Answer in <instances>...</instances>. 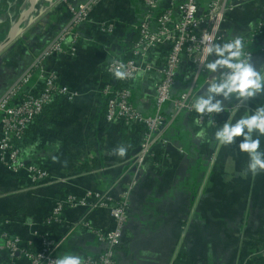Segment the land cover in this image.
Returning <instances> with one entry per match:
<instances>
[{"label":"crops","instance_id":"obj_1","mask_svg":"<svg viewBox=\"0 0 264 264\" xmlns=\"http://www.w3.org/2000/svg\"><path fill=\"white\" fill-rule=\"evenodd\" d=\"M232 1L235 8L224 24L226 36L243 37L253 53L251 63L264 72V0ZM56 3L37 0L35 12L26 20L28 41L17 40L16 50L0 52V98L69 21ZM28 8V0H0V45ZM143 12L142 0H104L80 26L77 53L47 61V68L79 97L56 101L20 145L26 163L47 171V185L33 186L26 173L9 172L0 160L2 229L24 240L35 232L65 238L59 256L99 257L104 247L85 223L112 230L115 223L109 211L66 208L59 222L48 224L47 218L57 201L68 195L81 197L94 191L118 197L132 186L129 223L116 254L119 264H264V173L243 174L249 158L239 151V139L229 147L217 148L214 134L228 120V113L220 114V125L214 129L198 126L194 115L184 114L178 127L167 131V143L158 144L138 172L131 160L140 150L144 128L106 120L101 92L115 83L106 66L113 56H131L137 40L135 26ZM107 22L115 23L114 33L101 31L100 25ZM166 55L167 48L154 49L149 61L160 68ZM208 74V79L198 75L191 61L185 60L174 96L192 86L203 95L212 76L220 75ZM157 79L156 74L140 77L132 86L138 96L136 107L145 115L154 113ZM25 90L40 93V78L34 75ZM224 103L227 108L242 103L236 108L238 119L264 106V95L248 100L233 97ZM170 108L165 107L166 116ZM121 146L127 148L123 157L115 154ZM0 264L30 263L1 249Z\"/></svg>","mask_w":264,"mask_h":264},{"label":"built area","instance_id":"obj_2","mask_svg":"<svg viewBox=\"0 0 264 264\" xmlns=\"http://www.w3.org/2000/svg\"><path fill=\"white\" fill-rule=\"evenodd\" d=\"M103 1L58 0L59 6L69 15V21L0 98V160L9 172L27 173L33 186L47 185L49 176L40 166L28 164L23 160L20 143L25 139L31 125L56 101H74L79 97V93L64 85L59 75L48 69L46 63L56 55L77 53L81 39L79 28L89 21L92 13ZM142 2L144 12L135 26L137 40L131 48V56L128 59L111 57L106 66V73L115 83L106 85L101 92L106 100L105 117L109 123L122 122L125 125L144 128V140L140 150L131 160L132 167L137 171L158 144L167 143L166 133L181 114L194 115L197 125L201 127L214 129L220 125V115L212 114L214 123L210 124L208 115L201 116L191 108V103L198 95L193 86L178 96H174V88L180 66L185 60L191 61L198 75L205 74L207 79L209 78L205 63L211 62L213 56L207 57V61L204 59V48L209 42L206 37L212 36L213 43L230 40L224 31V24L235 8L232 0ZM100 29L103 33L112 34L115 31V23H103ZM161 47L167 48V55L163 66L159 68L149 61V55L152 50ZM245 52L252 59L253 53L247 48ZM120 64L125 66L124 70L127 72L123 79L114 76V71ZM151 74L158 76L153 96L154 113L145 115L132 102V86L140 77ZM34 75L42 82V90L38 94L25 90ZM167 105L171 107L168 117L164 110ZM241 106L242 103H239L235 108ZM131 192L132 186L118 197L94 191H88L81 197L68 195L57 201L46 222H59L66 208L87 207L90 212L104 209L109 211L115 223L112 230L93 228L85 223L104 250L99 257H82V260L83 264H119L116 254L129 223ZM64 240L65 238L57 240L49 234L39 232H35L28 240L11 237L2 229L0 222V250L6 249L12 254H19L30 264H54Z\"/></svg>","mask_w":264,"mask_h":264},{"label":"clouds","instance_id":"obj_3","mask_svg":"<svg viewBox=\"0 0 264 264\" xmlns=\"http://www.w3.org/2000/svg\"><path fill=\"white\" fill-rule=\"evenodd\" d=\"M207 45L204 48V59L214 56L205 67L209 73L220 75L212 76L207 82V91L197 95L191 103V108L197 114L208 115L209 123H214L212 114L228 113V120L217 128L214 139L217 148L229 147L239 139V151L249 158L247 175L264 173V151L261 150V138L264 137V106L257 107L251 112L244 113L238 119V109H229L225 101L232 99L248 100L258 95H264V72L257 70L251 63V56L246 55V42L243 37H234L223 43H213V37H206ZM125 66L120 64L114 71L119 79L126 77ZM127 148L116 149V155L125 156ZM54 264H83L82 257L65 254L55 259Z\"/></svg>","mask_w":264,"mask_h":264},{"label":"water","instance_id":"obj_4","mask_svg":"<svg viewBox=\"0 0 264 264\" xmlns=\"http://www.w3.org/2000/svg\"><path fill=\"white\" fill-rule=\"evenodd\" d=\"M28 1H29V8H28L27 12L24 13V15H22V17H20V19L17 21V23L10 30L7 40L4 41L0 45V52H2L16 38V36H17L18 32L20 31L24 22L28 19L29 16H31L35 12V9H36L35 1L34 0H28ZM134 170L136 172H138L136 168H134Z\"/></svg>","mask_w":264,"mask_h":264},{"label":"rangeland","instance_id":"obj_5","mask_svg":"<svg viewBox=\"0 0 264 264\" xmlns=\"http://www.w3.org/2000/svg\"><path fill=\"white\" fill-rule=\"evenodd\" d=\"M56 6L57 7H61V6H59V4H58V0H56ZM23 12V11H22ZM21 12V15H20V17L25 13V11L22 13ZM19 17V18H20ZM28 21V20H27ZM25 22V24L21 27V29H20V32L17 34V36H16V38H15V40L14 41H12V43L7 47V48H5V50H4V52H8V53H10L11 51H14V50H16L15 49V47H16V44L17 43H15L18 39H21V41H28L27 40V36L29 35V28H28V30H27V24H28V22ZM108 23V22H107ZM40 27V25L38 24V25H36L35 24V28L38 30V29H40L39 28ZM27 32H28V35H27ZM35 32H37V31H35ZM21 37V38H20ZM39 54H37L35 57H34V59L38 56Z\"/></svg>","mask_w":264,"mask_h":264},{"label":"trees","instance_id":"obj_6","mask_svg":"<svg viewBox=\"0 0 264 264\" xmlns=\"http://www.w3.org/2000/svg\"><path fill=\"white\" fill-rule=\"evenodd\" d=\"M204 2H205V1H204ZM135 90H136V89H133V90H132L133 93H134V95H136V94H135ZM136 97L138 98V96H134V101H132V102L134 103L135 106H136V104H135V98H136ZM137 98H136V99H137ZM53 105H54V104H53ZM46 111H47V110H46ZM46 111H45V112H46ZM45 112H44V113H45ZM184 114H185V113L181 114V115H180V116H179V117H178V118L172 123V125H171V127H170V129H169L170 131L173 130V129H176V128L178 127L179 121L181 120V118H182V116H183ZM167 117H168V116H167ZM36 121H37V120H36ZM36 121H35V122H36ZM35 122H34V123H35ZM121 123H122V122H121ZM122 124L125 125L124 123H122ZM32 125H33V124H32ZM32 125H31V126H32ZM30 128H31V127H30ZM30 128L27 130L26 135H25V138H26L27 134H29ZM23 141H24V140H23ZM23 141L20 143V145H22ZM20 148H21V147H20ZM35 165H36V164H35ZM23 173H25V172H23ZM26 174H27V173H26Z\"/></svg>","mask_w":264,"mask_h":264},{"label":"bare ground","instance_id":"obj_7","mask_svg":"<svg viewBox=\"0 0 264 264\" xmlns=\"http://www.w3.org/2000/svg\"><path fill=\"white\" fill-rule=\"evenodd\" d=\"M34 1H35V3L37 2V0H34ZM26 12H27V11H26ZM26 12H25V13H26Z\"/></svg>","mask_w":264,"mask_h":264}]
</instances>
